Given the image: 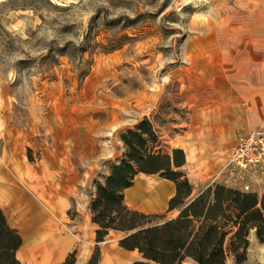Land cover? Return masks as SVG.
Instances as JSON below:
<instances>
[{"label":"rangeland","instance_id":"rangeland-1","mask_svg":"<svg viewBox=\"0 0 264 264\" xmlns=\"http://www.w3.org/2000/svg\"><path fill=\"white\" fill-rule=\"evenodd\" d=\"M256 68L264 69V0H0V189L22 190L25 154L37 170L46 160L58 172L55 157L65 156L82 177L104 172L123 153L120 133L145 117L164 151L198 118L234 132L237 125L224 115L230 82L239 84ZM218 98L223 102L205 109L206 117L197 114ZM232 143L227 136L216 148ZM58 176L56 183L65 184ZM192 181L197 191L216 180ZM223 183L264 194V174H235ZM90 191L82 183L70 209L66 201L62 212L59 203L39 215L45 223L53 217L73 237L63 256L75 251V264H85L99 247L103 262L141 260L138 251L120 246L124 232L110 231L97 242ZM7 192L0 195L11 201L22 193ZM141 194H128L129 205L156 213L145 209ZM34 215L22 220V236L26 223L37 226ZM18 257L25 264L61 259L31 262L23 246ZM227 264L238 263L231 257ZM241 264H264V243L255 234Z\"/></svg>","mask_w":264,"mask_h":264},{"label":"trees","instance_id":"trees-1","mask_svg":"<svg viewBox=\"0 0 264 264\" xmlns=\"http://www.w3.org/2000/svg\"><path fill=\"white\" fill-rule=\"evenodd\" d=\"M124 145L121 157L109 165V173L94 180L96 194L90 212L97 242L110 231L126 233L119 244L138 251L141 260L132 264H238L247 260L251 237L264 243V194L244 191L214 181L195 191L194 184L181 169L186 163L183 149L162 150L163 139L154 123L145 117L120 133ZM139 173L159 174L173 181L176 193L167 212L174 217L145 213L126 204L125 190L134 185ZM23 245L19 230L13 228L0 208V264H25L18 257ZM73 251L60 264H75ZM86 264L103 262L99 247Z\"/></svg>","mask_w":264,"mask_h":264},{"label":"crops","instance_id":"crops-1","mask_svg":"<svg viewBox=\"0 0 264 264\" xmlns=\"http://www.w3.org/2000/svg\"><path fill=\"white\" fill-rule=\"evenodd\" d=\"M222 102L223 101L218 98V100L214 101V105L209 103L206 108L198 111L197 114L199 116L206 117L208 112L205 109L212 106L219 107ZM225 107H227L224 110L225 120L229 123L237 125L234 132L229 131L226 135L225 128L227 127H225L224 123H207L203 125L200 122V118H198V122L191 126L187 130L186 134L181 135L179 138H175V144L170 145L169 149L164 151L171 152L174 148L184 150L186 163L181 167V169L187 174L192 183V180L194 179L209 181L213 178H215L216 181L223 183V178L227 175V173L223 176H220V173L228 164L232 150L237 145L240 137L244 134L259 131V128L264 125V69H252L246 78L240 79L239 84H235L234 81L231 80L227 105H225ZM229 128L230 127H228L227 130H229ZM231 135L233 136V143L226 150L223 148H216L218 141H221L227 136L230 137ZM191 136L194 138V141L190 143L188 138ZM122 154L114 160L107 161V169L104 172L98 171L92 177L87 178L81 176V172L78 170L76 165L71 163V160L65 159V156H56V165H60V169L62 168L58 171L60 177L64 176L62 178H65V184L63 185H60V183H56L55 181L58 180L56 177H59L57 170H55L56 166H51L45 160V163H42L39 167L40 169L37 170L32 167L31 160L28 158L27 154H25V160H22L25 165V170H23L25 183L20 181L22 184V190L14 192L16 195L22 192L21 196L19 200L11 201L9 196L0 195V208H2L6 214L9 224L13 228L19 230L21 235V222L25 217L35 214L33 218L36 217L35 220L38 224L42 221L39 215L45 214L46 212L53 213L54 209L52 205L54 204L61 203V208L58 207L57 209L62 212V208L65 204H67L66 201H69L67 209H70L71 201L78 195L82 183L91 189L89 199L90 209L92 198L96 194L94 180L96 178H100L102 175H107L110 171L109 165L121 157ZM43 161L44 158H41V162ZM154 175H158L162 181L160 183L153 181L154 178H152V176ZM151 182L155 183L153 189L156 186L157 188L163 187L167 190V195L161 200V203L159 202L156 205L149 204L150 206L148 205V207L146 201H152L155 192L153 189L149 190L147 187V185ZM130 193H145V196L143 194L138 196V198H145V200H143L144 202H142L145 209H150V211L156 212L153 214H166L168 213L167 210L169 200L176 193V185L173 181L162 178L159 174L139 173L135 178L134 185L125 190V201L129 207L131 206L127 202V196ZM42 201L49 203L51 205V209L46 208ZM157 205H159L160 208H166V212L161 213V210H156L154 207ZM133 209L143 211L138 208ZM143 212L148 213L146 211ZM26 235L27 232L25 230V233H23L22 236V238L24 237L23 245ZM68 255L69 253L67 252L63 258L59 260V264L63 262Z\"/></svg>","mask_w":264,"mask_h":264},{"label":"bare ground","instance_id":"bare-ground-1","mask_svg":"<svg viewBox=\"0 0 264 264\" xmlns=\"http://www.w3.org/2000/svg\"><path fill=\"white\" fill-rule=\"evenodd\" d=\"M23 167L25 168V165ZM11 186L12 184L10 186H6L4 184V189L1 188L0 192H16L17 190H14ZM153 186H155L154 182L147 185L149 190L153 189ZM153 190L155 191L154 197L152 201H146L147 206L149 204H158L159 201L167 195V190L163 187L157 188L156 186ZM58 226V222L54 218H49L46 223L42 220L37 224V226L27 224L25 227L27 235L24 239L23 253L27 254V257L31 260V262H47L52 259L59 260L68 250L73 243V237L71 235L65 236L62 230H59L60 228ZM53 231H58V233L53 234Z\"/></svg>","mask_w":264,"mask_h":264},{"label":"built area","instance_id":"built-area-1","mask_svg":"<svg viewBox=\"0 0 264 264\" xmlns=\"http://www.w3.org/2000/svg\"><path fill=\"white\" fill-rule=\"evenodd\" d=\"M224 182H230L236 174L250 173L255 176L264 174V131L242 135L233 148L230 159L220 173Z\"/></svg>","mask_w":264,"mask_h":264}]
</instances>
